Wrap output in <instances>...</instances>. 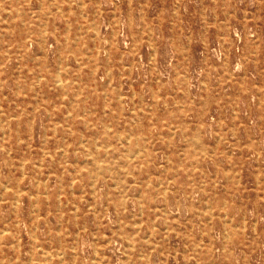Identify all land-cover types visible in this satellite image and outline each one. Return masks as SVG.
Masks as SVG:
<instances>
[{
	"label": "rangeland",
	"instance_id": "374dc122",
	"mask_svg": "<svg viewBox=\"0 0 264 264\" xmlns=\"http://www.w3.org/2000/svg\"><path fill=\"white\" fill-rule=\"evenodd\" d=\"M0 264H264V0H0Z\"/></svg>",
	"mask_w": 264,
	"mask_h": 264
},
{
	"label": "bare ground",
	"instance_id": "6f19581e",
	"mask_svg": "<svg viewBox=\"0 0 264 264\" xmlns=\"http://www.w3.org/2000/svg\"><path fill=\"white\" fill-rule=\"evenodd\" d=\"M41 77V76H40ZM60 77V76H59ZM58 79V78H57ZM55 83H57L56 81H55ZM61 83V82H60ZM59 84V83H58ZM61 85V84H60ZM105 96V95H104ZM84 112V111H83ZM104 112V111H103ZM105 113V112H104ZM86 127V126H85ZM108 127V126H107ZM128 132V131H127ZM97 137V136H96ZM127 140H128V138H126ZM82 146H84V145H82ZM137 153H138V151H137ZM122 170V169H121ZM113 185H115V184H113ZM16 199V198H15ZM68 200V199H67ZM134 225V224H133ZM51 255V254H50ZM44 256V255H43ZM45 258V257H44Z\"/></svg>",
	"mask_w": 264,
	"mask_h": 264
}]
</instances>
